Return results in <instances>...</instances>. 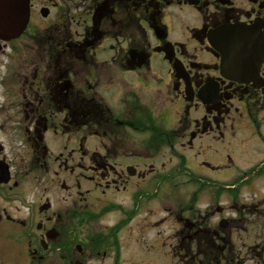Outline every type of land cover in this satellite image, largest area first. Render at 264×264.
<instances>
[{
	"label": "flooded vegetation",
	"instance_id": "af4514ba",
	"mask_svg": "<svg viewBox=\"0 0 264 264\" xmlns=\"http://www.w3.org/2000/svg\"><path fill=\"white\" fill-rule=\"evenodd\" d=\"M225 23L264 38V0H28L24 30L0 39V264H264L236 198L233 214L196 195L139 208L143 184L178 175L165 153L216 169L192 152L263 108L264 63L252 81L221 74L207 37Z\"/></svg>",
	"mask_w": 264,
	"mask_h": 264
},
{
	"label": "rangeland",
	"instance_id": "374dc122",
	"mask_svg": "<svg viewBox=\"0 0 264 264\" xmlns=\"http://www.w3.org/2000/svg\"><path fill=\"white\" fill-rule=\"evenodd\" d=\"M175 16L177 15L185 22L186 25L196 26L198 23L194 11L184 8L182 11L174 10ZM176 17L175 19H178ZM177 23V21H176ZM175 25V24H174ZM181 30L179 35H181ZM174 35H177L174 32ZM204 59H209L207 56ZM152 62L164 63L161 58L156 56ZM260 117L263 116V122L257 130L252 123L246 126L240 124L228 125L222 135L216 140L205 139L203 147L199 154L192 152L197 162H209L216 169L201 167L195 171L189 169V165L195 166L190 163V158L187 152L180 149L185 156V171H182L180 166V158L175 155V159L167 161L169 153H165L163 162L166 164V169L169 172L177 171L178 175L174 178L169 177L166 181L159 184L149 183L143 184L140 189L142 195L139 200V208L146 212V215L152 213L154 208H162L163 204H170V208H180L178 202L173 199L174 197L184 198L189 200L193 195H196L197 201L195 207L204 209L210 203H218L223 206L224 213L233 214L229 210L230 196L236 195L238 203H244V208L240 210L243 220L237 227V236L239 240L251 241L259 245L264 244V165L259 167L256 173L252 172V167L257 162L264 159V108L260 110ZM246 117V114H244ZM247 119V118H246ZM167 128L172 127L169 122H163ZM144 155V153L142 154ZM262 160L259 161L260 158ZM162 159H159L158 165ZM229 160L231 162H229ZM192 168V167H191ZM193 176L201 177L204 182L191 179L187 173ZM193 172V173H192ZM242 179V181H240ZM177 181V182H175ZM231 184L235 187L231 189ZM130 188L127 190L125 196V204L127 208L133 206L132 190L133 184H129ZM230 189H228V187ZM134 192V191H133ZM157 194V197L162 195V200L151 201ZM219 194V195H218ZM152 195H154L152 197ZM176 195V196H175ZM210 199H212L210 201ZM187 202V201H186ZM144 213V212H143ZM151 217H147V221H151ZM151 235L147 237L150 239ZM1 240V239H0ZM4 246L0 241V253ZM149 255V254H147ZM151 255V254H150Z\"/></svg>",
	"mask_w": 264,
	"mask_h": 264
},
{
	"label": "water",
	"instance_id": "95a60500",
	"mask_svg": "<svg viewBox=\"0 0 264 264\" xmlns=\"http://www.w3.org/2000/svg\"><path fill=\"white\" fill-rule=\"evenodd\" d=\"M28 0H0V38L17 36L25 27ZM210 44L220 53L221 73L231 79L254 80L264 61L263 36L253 27L223 24L209 32ZM0 161V165H1ZM1 171L0 178L6 175Z\"/></svg>",
	"mask_w": 264,
	"mask_h": 264
}]
</instances>
